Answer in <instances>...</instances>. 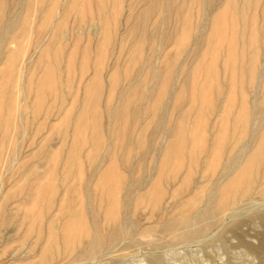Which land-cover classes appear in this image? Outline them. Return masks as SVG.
Wrapping results in <instances>:
<instances>
[{
    "label": "rangeland",
    "instance_id": "1",
    "mask_svg": "<svg viewBox=\"0 0 264 264\" xmlns=\"http://www.w3.org/2000/svg\"><path fill=\"white\" fill-rule=\"evenodd\" d=\"M5 1L0 25L24 29L0 47V218H14L0 264H37L43 246L46 264H264L248 247L263 229L249 217L264 203L258 180L235 199L236 220L225 211L200 236L161 229L215 205L246 160L223 173L236 142L264 129V0ZM72 217L75 231L124 235L67 259L88 242L62 237Z\"/></svg>",
    "mask_w": 264,
    "mask_h": 264
},
{
    "label": "bare ground",
    "instance_id": "2",
    "mask_svg": "<svg viewBox=\"0 0 264 264\" xmlns=\"http://www.w3.org/2000/svg\"><path fill=\"white\" fill-rule=\"evenodd\" d=\"M13 1V3H18V2H20L21 0H12ZM138 1V0H137ZM140 1V0H139ZM138 1V2H139ZM150 1V0H149ZM172 1V0H171ZM185 1V0H184ZM27 2V1H26ZM30 2V1H29ZM151 2H153V0H151ZM175 2V0L173 1V3ZM159 3H160V1H159ZM150 4V3H149ZM172 4V3H171ZM7 5V1H5V0H0V12H1V14H2V12H3V10H2V8H4L5 6ZM26 5V4H25ZM152 5V4H151ZM161 5V7H162V3L160 4ZM174 5V4H173ZM21 6V5H20ZM29 6V5H28ZM153 6V5H152ZM155 6H156V4H155ZM7 7V6H6ZM146 7H147V5H146ZM171 7V6H170ZM67 8V7H66ZM150 8V7H149ZM153 8V7H152ZM23 9V8H22ZM144 9V8H143ZM147 9V8H146ZM161 9V8H160ZM2 10V11H1ZM148 10V9H147ZM171 10V9H170ZM22 11V10H21ZM144 11V10H143ZM158 11H159V9H158ZM166 11V10H165ZM172 11H174L173 9H172ZM141 12V11H140ZM148 12V11H147ZM160 12V11H159ZM11 13V12H10ZM144 13V12H143ZM0 14V15H1ZM150 14L152 15L153 13H151L150 12ZM20 15V14H19ZM65 14H64V11H63V14H62V16H61V18H60V21H61V19H63V16H64ZM2 16H3V14H2ZM143 17V16H142ZM1 18H3V17H1L0 16V19ZM81 18H83V16L81 17ZM80 18V19H81ZM137 18H138V16H137ZM136 18V19H137ZM144 18V17H143ZM136 19H135V21H136ZM146 19V18H145ZM64 20V19H63ZM62 20V21H63ZM82 20H84V19H82ZM134 21V20H133ZM132 21V22H133ZM166 21V20H165ZM11 22L12 21H9V20H6V22L4 23H2L1 25H0V47H3L5 44H6V46H7V44L8 43H10L11 41H12V38H11V34L13 33L12 32V30H14V29H16V30H20V29H24V28H22V26L24 27V25H22V21H20V23H14L13 25H12V27H10V25H11ZM24 22V21H23ZM58 22H59V20H58ZM77 23H78V20L76 21ZM76 22H75V24H76ZM138 22V21H137ZM1 23V22H0ZM25 23V22H24ZM23 23V24H24ZM63 23V22H62ZM86 23V22H85ZM139 23V22H138ZM137 23V24H138ZM144 23H146V22H144ZM59 24H60V22H59ZM79 24H81V23H79ZM28 25H29V23H28ZM83 25H84V22H83ZM133 25H135V24H132L130 27H132ZM144 24H142V26H143ZM53 26H56V24H54ZM29 27V26H28ZM57 27V26H56ZM79 27H80V25H79ZM82 27V26H81ZM162 27V26H161ZM137 28V27H136ZM135 28V29H136ZM145 28V27H144ZM39 29V28H38ZM73 29V28H72ZM76 29V28H75ZM82 29H83V27H82ZM82 29H80V31L82 30ZM140 29H141V27H140ZM52 30V29H51ZM55 30H57V29H54V27H53V31L55 32ZM24 31V30H23ZM129 31V30H128ZM132 31H133V29H132ZM131 30H130V32H132ZM135 32H136V30H134ZM132 32V34H134L135 32ZM141 32L143 31L142 29L140 30ZM58 32V31H57ZM17 33V32H16ZM61 33V32H60ZM81 33V32H80ZM142 33H144V32H142ZM22 34V33H21ZM130 34V33H129ZM159 34V33H158ZM68 35H70V34H68ZM55 36H57V35H55ZM59 36V35H58ZM67 36V35H66ZM131 36V35H130ZM138 36V35H137ZM144 35H142V37H143ZM155 36V35H154ZM71 37V36H70ZM67 38V37H66ZM138 38V37H137ZM53 39H55L54 38V36H53ZM56 39H57V37H56ZM141 39V38H140ZM170 39V38H169ZM195 39V38H194ZM52 40V39H51ZM196 40V39H195ZM202 40H203V38H202ZM59 41V40H58ZM153 41V40H152ZM173 41V40H172ZM13 42V41H12ZM16 43H17V41H15ZM14 42V43H15ZM23 41L21 40V43H22ZM194 43H197L198 42V40H197V42L196 41H193ZM199 42H200V39H199ZM202 42L203 41H201V46H202ZM204 42H205V40H204ZM18 43H20V40H18ZM193 43V44H194ZM11 44V43H10ZM198 44V43H197ZM200 44V43H199ZM198 44V46H200ZM205 44V43H204ZM13 45V44H12ZM5 46V48H7ZM10 46V45H9ZM193 46V45H192ZM196 46V45H195ZM196 48V47H195ZM197 49V48H196ZM195 49V50H196ZM194 50V51H195ZM198 50V49H197ZM191 51H192V49H191ZM12 53H14V52H11V54ZM18 53V52H17ZM10 54V55H11ZM15 54V53H14ZM191 53L189 52V54L187 55V56H189ZM9 55V56H10ZM7 56V55H6ZM9 56H8V58H9ZM13 54H12V58H13ZM16 56V55H15ZM12 58H10L11 59V61H12ZM4 60V59H3ZM7 61H8V59H7ZM6 61V62H7ZM148 65H150V62L149 63H147ZM148 65H147V68H148ZM151 66V65H150ZM149 66V67H150ZM259 67H261V66H259ZM264 67V66H263ZM146 68V69H147ZM155 68V67H154ZM157 69V68H156ZM145 71H147V70H145ZM145 71H144V73H145ZM148 71H149V69H148ZM147 71V72H148ZM157 71V70H156ZM168 71V70H167ZM167 71H166V73H167ZM152 72V71H151ZM150 72V73H151ZM154 73V72H153ZM157 73V72H156ZM148 74V73H147ZM258 74H259V71H258ZM158 76V74H155V76ZM170 75H171V72H170ZM170 75H168L167 74V76H169L170 77ZM148 77V76H147ZM151 77V75L148 77V78H150ZM147 78V79H148ZM153 78V77H152ZM151 79V78H150ZM155 80H156V77H155ZM264 81V80H263ZM262 81V82H263ZM149 82V81H148ZM155 82V81H154ZM261 82V83H262ZM264 83V82H263ZM262 83V84H263ZM155 84V83H154ZM258 84H260V83H258ZM261 85V84H260ZM258 88H259V85H258ZM258 90V89H257ZM259 91V90H258ZM252 100H253V96H252ZM256 101H257V99H254L253 100V103H252V106H251V108H252V113H251V115H252V117H251V120L253 121L254 120V118H253V116H254V111L257 109V107L258 106H261L262 105V103H261V105H259L258 104V102L256 103ZM263 101V100H262ZM118 108V107H117ZM116 108V109H117ZM260 108V107H259ZM261 108H262V114H264V105H262L261 106ZM118 111V110H117ZM116 111V112H117ZM119 114V113H118ZM116 115H117V113H116ZM115 115V116H116ZM114 118H116V117H114ZM118 118H119V116H118ZM264 119V118H263ZM263 119H261V121L263 120ZM116 119H114L113 121H115ZM256 120V119H255ZM116 122V121H115ZM261 124H258L257 126H256V128L255 127H253V126H251V128H250V130H249V135H248V141L247 142H245V143H243V144H241L240 145V141L238 140V142H236V148L237 149H235V151L233 152V154H232V157H230V158H228L227 159V161L223 164V173H225V172H228L229 170H231L230 168H232V166H234L238 161H239V159H240V157H243V156H245L246 157V155H247V157H246V160H245V162H244V164H241V163H243V162H241L240 164L241 165H243L240 169H239V171L238 170H236L237 171V173H235V175H234V178L232 179V182H233V186L229 189V190H226V194H224V195H220V192L222 191V190H220V188H219V190H220V192H218L217 194H218V197H216L215 198V200H217V201H215V205L214 204H212L211 206H209L208 208H205V209H203V210H200L199 208H197V206H196V208H195V210L193 211V212H191V213H189V215L187 216V217H183V218H180L178 221H176L175 223H170L169 222V224H163V225H161L162 227H161V229L163 230H169V231H171L170 233H172V235L174 234V235H176V236H179V237H183V236H185V235H192V236H200V235H204V234H207L208 232H210V230L214 227V225H215V222L216 221H218L220 218L222 219V217L223 216H225V214L223 215L222 213L223 212H227V214H228V217L231 219V220H236V216H234L235 214H236V211L237 210H235V207L234 206H236L235 205V199H237V196L239 197H241V198H243V197H246V196H249L250 194H251V191H252V189H253V185H255V183H256V180H258L259 182V184H258V189H257V191L255 192V195L257 194V195H259V196H261V197H263L264 198V172L262 173V175H261V173L259 172V166L261 165V151L262 150H264V142L263 141H259V140H261V139H264V129L262 128V130L263 131H261L260 133L259 132H257V130H258V128H261V126H260ZM254 146V147H253ZM244 160V159H243ZM239 163H238V165H240ZM11 167V166H10ZM236 168V169H237ZM228 176V175H227ZM223 177V176H222ZM231 177H233V176H231ZM230 177V178H231ZM244 178V182L243 183H240V181H239V179H241V178ZM227 178V177H226ZM225 178V179H226ZM219 181V180H218ZM220 181H221V179H220ZM225 181H227V180H225ZM224 181V182H225ZM224 182H223V184H224ZM217 184V183H216ZM220 185L221 187L222 186H225V184L224 185ZM219 186V187H220ZM215 187H216V185H215ZM225 188V187H224ZM87 190V189H86ZM207 192H209V191H207ZM85 193H86V195H87V197L89 196V191H85ZM210 198V197H209ZM246 199V198H245ZM201 200H203V198H201ZM201 200H200V202H201ZM214 200V199H213ZM240 200V199H239ZM249 200V199H248ZM199 201V200H198ZM249 201H251V200H249ZM195 202H196V200H195ZM241 202V201H240ZM251 202H254V201H251ZM49 203V202H48ZM237 203H239V202H237ZM236 203V204H237ZM200 204V203H199ZM198 204V205H199ZM249 205H251V204H249ZM253 205H257L256 207L257 208H259L258 210H255V209H251V213H250V218L251 219H254L255 221H257V223L263 228L262 229V232H261V234L259 235L260 237H259V239H260V241H259V244L255 247V248H253V247H251V246H249L248 245V247L249 248H251L252 250H254L259 256H261V257H263L264 258V203H261V202H259V203H257V204H255V203H253ZM205 206V205H204ZM47 207V206H46ZM59 208H62V209H65V207L64 206H62V204H60V206H59ZM253 208H255V207H253ZM46 210L47 209H49V208H45ZM44 209V211H46ZM58 212V214L60 215H63V212H62V210L61 209H58L57 210ZM225 212V213H226ZM248 212V211H247ZM61 215H60V217H61ZM26 216V213H24V217ZM52 216V217H51ZM50 217H51V221H54L55 220V218L54 217H56L55 215L53 216V215H51ZM58 216V215H57ZM227 216V215H226ZM59 217V216H58ZM107 217V221H110L111 222V225H115L116 223H117V221L119 222V220L117 219L116 220V218L115 217H113V216H106ZM106 217H105V220H106ZM16 218V217H15ZM57 218V217H56ZM12 219H14V218H9L8 220H4V221H1V218H0V231H1V229L3 230V228L4 227H6L8 224H10L12 221ZM21 219H23L24 220V218H21ZM57 219H59V218H57ZM56 219V220H57ZM81 220V217H72V218H70V219H68L67 221H66V223H65V226L62 228V237L65 239V241H66V239L67 238H69V241L71 242L72 240H79L80 241V239H77L78 238V236L80 235L81 236V234H84L85 235V239L88 241L85 245H83V247H82V250L81 251H79V252H76V250H74V247L72 248V245H71V248L73 249V250H71V248H69L68 249V247H66L65 249L66 250H69V251H67V252H65V254H67V256H66V258L67 259H69L70 258V260H73V261H75L77 258H79L80 260H87L89 257H91L95 252H97V251H99L101 248H103V247H111V246H113V245H115L116 244V241L118 240V238L122 235H124V233H123V231H121L122 230V225L121 224H119L121 227H120V229H118V230H115V229H113V230H109L110 232H109V234L108 235H105V236H99L100 234H99V232L98 231H93V232H91L90 233V231H89V233H87L85 230L84 231H82V230H77V231H75L74 229H73V227L71 226L72 224L74 225V223H75V221L76 220ZM220 219V220H221ZM94 220V219H93ZM14 221V220H13ZM19 221H21L20 220V218H19ZM95 222V221H94ZM105 222V221H104ZM22 223H23V221H22ZM109 223V222H108ZM105 224V223H104ZM110 225V227H112ZM117 225H118V223H117ZM195 225H197L196 227H195ZM239 224H237L236 226H235V230L237 229L236 227L238 226ZM19 227H21V223L19 224ZM102 227V225L100 226V228ZM104 227V226H103ZM117 227H119V226H117ZM68 228V229H67ZM15 229H18V224H17V228H15ZM20 229V228H19ZM18 229V230H19ZM105 229H107V226L105 227ZM17 230V231H18ZM63 230H66V232H63ZM180 230H183L181 233H178ZM4 231V230H3ZM14 231V230H13ZM5 232V231H4ZM103 232V231H102ZM102 232H101V234H102ZM10 233V232H9ZM14 233H15V231H14ZM237 233V232H236ZM2 235V234H1ZM26 235V234H25ZM173 235V236H174ZM1 237V236H0ZM5 238V237H4ZM82 238H83V235H82ZM81 238V239H82ZM24 239V238H23ZM171 239H172V237H171ZM174 239V238H173ZM0 240H1V238H0ZM6 240V239H5ZM4 240V241H5ZM35 240H37V241H39L40 240V237L39 236H36V238H35ZM83 240V239H82ZM85 240V241H86ZM181 240V239H180ZM26 241V240H25ZM76 241V245H78V247H80L79 245L80 244H78V242ZM84 241V242H85ZM69 242V243H70ZM74 243L73 244H75V241H73ZM34 243H36V241L34 242ZM44 244V243H43ZM35 244H33L32 246H34ZM70 244H68V246H69ZM30 248H31V246H29ZM35 247V246H34ZM76 247V246H75ZM33 248V247H32ZM77 249V248H76ZM31 250L32 249H30V252H31ZM66 250H64V251H66ZM63 251V252H64ZM48 254V248L47 247H45V246H43L42 247V249H41V251H40V253H39V260H38V263L37 264H46V255ZM63 254V253H62ZM64 255V254H63ZM63 255L61 256L62 257V259H60V260H63L64 261V258H63ZM74 255V256H73ZM56 262V261H55ZM89 263V262H88ZM68 264V263H67Z\"/></svg>",
    "mask_w": 264,
    "mask_h": 264
}]
</instances>
